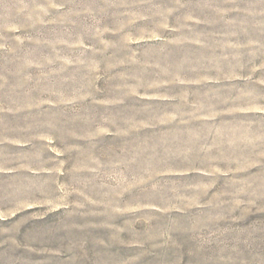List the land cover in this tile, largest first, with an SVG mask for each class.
<instances>
[{"label":"rangeland","instance_id":"374dc122","mask_svg":"<svg viewBox=\"0 0 264 264\" xmlns=\"http://www.w3.org/2000/svg\"><path fill=\"white\" fill-rule=\"evenodd\" d=\"M0 264H264V0H0Z\"/></svg>","mask_w":264,"mask_h":264}]
</instances>
